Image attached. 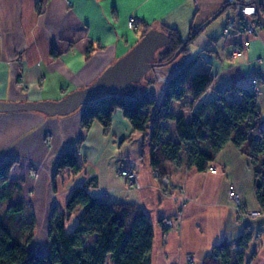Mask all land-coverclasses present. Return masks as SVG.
Masks as SVG:
<instances>
[{
	"label": "crops",
	"instance_id": "obj_1",
	"mask_svg": "<svg viewBox=\"0 0 264 264\" xmlns=\"http://www.w3.org/2000/svg\"><path fill=\"white\" fill-rule=\"evenodd\" d=\"M130 14L135 18L132 28L127 25ZM232 16L233 9L224 0H0V100L58 99L83 87L135 44L145 28H175L182 39L191 28H201L187 53L148 72L131 87L130 95L122 97L143 95L159 103L169 77L187 65L192 73L210 71L213 76L197 103L211 100L232 84L248 89L254 77L264 127V28L257 36L235 31L222 37V26ZM244 40L249 46L231 57L233 46ZM191 100L185 94L169 109L188 118ZM81 112L82 107L54 116L35 111L0 113V163L15 159L9 179L20 183L19 191L0 206V218L5 216L16 229L33 216L29 250L48 252L52 211L64 212L71 191L84 184L99 201L143 210L153 226L151 264H187L188 254L191 264H202L217 243L226 241L234 249L244 226L252 238L243 264H264V211L254 192V167L242 148L227 142L203 171L189 166L181 149L177 160L165 163L169 179L163 184L149 164L150 121L143 131H132L117 109L106 131L98 121L84 129ZM161 129V140L177 141L174 119L161 121ZM200 146L209 148L206 142ZM67 150L74 151L79 171L65 169L53 175L58 157ZM122 162L137 173L136 187L117 174ZM32 163L39 164L36 176L28 172ZM230 188L238 194L240 209L228 198ZM178 193L186 196L184 203L171 197ZM14 200L23 201L24 209L5 215L7 201ZM80 212L77 208L65 220V230L75 226ZM249 212L257 215L244 216ZM163 217H172L174 225L162 228ZM94 237L88 235L86 244H92Z\"/></svg>",
	"mask_w": 264,
	"mask_h": 264
},
{
	"label": "trees",
	"instance_id": "obj_2",
	"mask_svg": "<svg viewBox=\"0 0 264 264\" xmlns=\"http://www.w3.org/2000/svg\"><path fill=\"white\" fill-rule=\"evenodd\" d=\"M224 4L229 6L225 1ZM200 29L191 28L187 38L182 39L175 28L163 26L161 31L167 35V42L155 51L152 61L167 62L178 48L181 49L179 55L187 53L188 45ZM148 30L143 29L139 38ZM212 79L210 71L192 73L187 65L169 77L159 103L143 95L124 99L122 95H130L131 87L138 81L129 85L122 94L106 96L93 104L82 106L81 127L88 129L94 121H98L106 131L117 109L128 119L132 131H143L150 121L149 137L152 145L149 164L159 176L165 174L166 162L178 159L181 149L185 151L187 164L203 171L209 167L219 150L231 141L246 152L254 167V192L260 211H264V127L256 93L232 84L218 90L211 100L197 103ZM185 94L192 98L188 118L183 114L176 115L169 109L172 101L181 100ZM167 119L175 120L177 141L161 140V121ZM203 142L208 144L207 150L201 148ZM14 162L15 159H7L0 163V206L20 189L18 181L9 179V170ZM65 169L73 173L80 169L73 150L64 151L58 157L53 175ZM24 207L21 200L7 201L4 214H19ZM77 208L81 212L76 224L67 231L65 220ZM33 231L32 215L16 229L8 224L5 216L0 218V264H105L107 258L112 264H151L153 226L143 210L134 205L99 201L90 195L84 184L71 191L64 212L52 211L46 254L35 253L27 248ZM88 235H95L90 245L86 244ZM251 238L252 231L244 226L234 249L226 241L217 243L204 257L202 264H243L244 251Z\"/></svg>",
	"mask_w": 264,
	"mask_h": 264
},
{
	"label": "water",
	"instance_id": "obj_3",
	"mask_svg": "<svg viewBox=\"0 0 264 264\" xmlns=\"http://www.w3.org/2000/svg\"><path fill=\"white\" fill-rule=\"evenodd\" d=\"M258 22L264 28V0H253ZM216 16L213 15L211 19ZM167 35L149 29L124 54L106 66L89 84L75 88L58 99L0 100V113L35 111L48 116L66 115L98 99L125 92L129 85L140 81L153 67L168 64L178 57V48L167 62H153L155 51L164 46Z\"/></svg>",
	"mask_w": 264,
	"mask_h": 264
},
{
	"label": "built area",
	"instance_id": "obj_4",
	"mask_svg": "<svg viewBox=\"0 0 264 264\" xmlns=\"http://www.w3.org/2000/svg\"><path fill=\"white\" fill-rule=\"evenodd\" d=\"M68 1V0H65ZM229 4L233 9V16L230 17L222 26L221 35L222 37H228L235 31H242L252 36H257L262 26L258 22L255 5L253 4V0H224ZM135 24V18L132 14L127 17V25L132 28ZM249 46V41L244 40L242 43H237L233 46L230 55L231 57L240 56L247 47ZM22 84V83H21ZM248 89L257 93L259 91V87L257 85V79L252 78L250 80ZM236 95V93H234ZM39 169V164L32 163L28 167V172L31 176H36ZM210 169H214L210 166ZM117 174L123 177L129 184H138L137 182V173L133 169L131 165L128 163L122 162L117 166ZM157 171H155V174ZM162 181H167V176L162 178ZM228 197L231 201L235 202V207L240 209L238 194L230 188L228 190ZM172 198L176 201L184 202L186 197L182 193H178L177 195H172ZM257 215V212H249L248 214H244V216L252 217ZM174 220L172 217H163L160 222L162 228H170L173 226ZM186 263H192V257L188 254L185 257Z\"/></svg>",
	"mask_w": 264,
	"mask_h": 264
},
{
	"label": "rangeland",
	"instance_id": "obj_5",
	"mask_svg": "<svg viewBox=\"0 0 264 264\" xmlns=\"http://www.w3.org/2000/svg\"><path fill=\"white\" fill-rule=\"evenodd\" d=\"M158 67H161V66H156V67H153L151 70H153L154 68H158ZM150 70V71H151ZM150 71H148V72H150ZM147 72V73H148ZM146 73V74H147ZM29 171V170H28ZM154 172V175H155V177L161 182V183H163V184H165V183H167L168 182V179H169V175H167V174H164V175H162V176H159V174H155V171H153ZM156 173H158V172H156ZM120 176V175H119ZM164 176H167V181H165V182H163L162 181V178L164 177ZM123 178V177H122ZM126 181V180H125ZM128 183V182H127ZM138 183V182H137ZM138 185V184H137ZM136 184H132V186H137ZM183 194V193H182ZM228 194V193H227ZM184 195V194H183ZM185 196V195H184ZM171 197H172V195H171ZM186 197V196H185ZM229 198V197H228ZM239 199V198H238ZM186 200H187V198H186ZM185 200V201H186ZM177 201V200H176ZM184 201V202H185ZM231 201V200H230ZM177 202H180V201H177ZM184 202H180V203H184ZM233 204L235 203V202H233V201H231ZM236 204V203H235ZM235 204H234V206H235ZM174 220V219H173ZM161 221H162V218H161ZM160 221V222H161ZM175 223V222H174ZM174 223H173V225H174ZM172 227V226H171ZM192 262H193V258H192ZM105 264H112V261L108 258L107 259V261L105 262Z\"/></svg>",
	"mask_w": 264,
	"mask_h": 264
}]
</instances>
